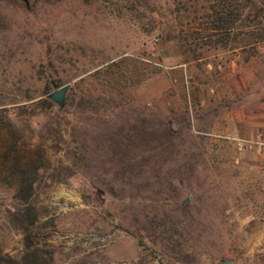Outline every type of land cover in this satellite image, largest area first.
<instances>
[{"label":"rangeland","instance_id":"1","mask_svg":"<svg viewBox=\"0 0 264 264\" xmlns=\"http://www.w3.org/2000/svg\"><path fill=\"white\" fill-rule=\"evenodd\" d=\"M235 1L223 41L212 0H0V147L15 130L47 159L40 264H264V0ZM122 55L139 72L104 82ZM13 192L0 182V254L19 260Z\"/></svg>","mask_w":264,"mask_h":264},{"label":"trees","instance_id":"2","mask_svg":"<svg viewBox=\"0 0 264 264\" xmlns=\"http://www.w3.org/2000/svg\"><path fill=\"white\" fill-rule=\"evenodd\" d=\"M212 1L213 4H209L210 13L208 14V16L210 20L208 22V25L206 26V29L209 32V35L218 34L219 39L223 40V38H221V35L224 34L227 36L229 34L232 23L237 19V17H239V7H237L238 4L235 5V0ZM245 1V7H247L248 9L253 7L252 3L250 5L249 3H247L248 0ZM181 7L182 5L176 6L177 11H179V8ZM182 9L185 10L184 7H182ZM260 9L261 8H258L257 11L259 12ZM259 15H261V12ZM245 27H247V25H245ZM133 60L130 61L128 57L122 55L116 59H112L106 62L102 67L95 71L102 73L104 82H106V80L108 82H111L112 78H108L109 75L114 76V78L116 79L122 77H124V79H128L129 77H132L131 75L133 72H139L138 70H136V68L138 67L137 65H140L141 61L138 62L139 64H136L134 62L135 60ZM145 76L146 75H144V72H141V74H139V78L137 74L136 80L145 78ZM39 101L44 103L47 102V100L44 98L39 99ZM136 126L137 128H140L139 130H143V128H145L143 122H140V124ZM159 132L163 138L168 139L171 136L170 129L167 126L160 128ZM19 135L20 134H17V131L15 130H11L8 132L7 137L10 141L9 147H11V150H9L11 154L7 156L8 160H6L5 157L7 151H4L0 147V163H3L5 165V170L0 169V182L6 185H13L14 197L22 203V206L15 212L16 223L19 227H21L23 231V241L25 247L29 248L32 243L29 237L30 225L33 224L36 216L34 208L30 204L29 199L33 194V184L36 176H38L39 174V169H43L47 166V159L45 158L46 156L43 152V148L38 142L23 143V141H19ZM18 142H21V146L25 150L24 155L17 154L18 149L15 147V144ZM2 159L3 161L1 162ZM39 258L40 255L37 253L36 248L33 247L29 248L19 260H16L9 256H1L0 254V264H40Z\"/></svg>","mask_w":264,"mask_h":264},{"label":"water","instance_id":"3","mask_svg":"<svg viewBox=\"0 0 264 264\" xmlns=\"http://www.w3.org/2000/svg\"><path fill=\"white\" fill-rule=\"evenodd\" d=\"M68 88V84H62L55 89L51 90L46 94V98H48L51 101H54L58 108L60 109L63 105V101L65 98V92L66 89ZM228 261H221L220 264H226Z\"/></svg>","mask_w":264,"mask_h":264},{"label":"built area","instance_id":"4","mask_svg":"<svg viewBox=\"0 0 264 264\" xmlns=\"http://www.w3.org/2000/svg\"><path fill=\"white\" fill-rule=\"evenodd\" d=\"M262 139H264V132L257 134V138L253 142L257 148L261 147L262 149H264V140Z\"/></svg>","mask_w":264,"mask_h":264}]
</instances>
